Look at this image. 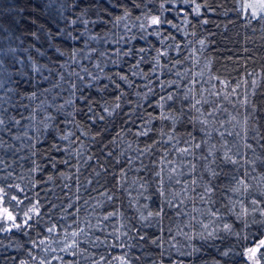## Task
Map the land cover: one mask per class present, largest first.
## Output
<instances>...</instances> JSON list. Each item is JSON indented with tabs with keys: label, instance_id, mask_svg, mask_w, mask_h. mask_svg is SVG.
<instances>
[{
	"label": "snow or ice",
	"instance_id": "1",
	"mask_svg": "<svg viewBox=\"0 0 264 264\" xmlns=\"http://www.w3.org/2000/svg\"><path fill=\"white\" fill-rule=\"evenodd\" d=\"M233 2L237 3L233 9L237 13L236 19L245 26L254 21L264 23V0ZM31 6H38L40 15L25 14L23 8H9L7 12L0 8V149H12L4 139L5 134L13 141L33 139L27 131H24L23 138L18 134L24 127L21 121L25 119L27 127L39 133L35 137L38 144L41 135H52V150L65 154L63 163L66 167H71V161L77 153L79 155L73 173L76 184L64 185L67 189L75 186L76 196L72 197L61 189L67 202L57 205L56 200L60 197L52 188L49 191L56 199L46 197L41 200L40 191L33 195L32 191L40 183L52 181L51 175L47 181L24 186L15 182L12 172L0 176V248L5 247V239L28 238L20 246L30 242V260L52 264L53 260L63 262V256L58 253L76 255L81 239L88 238L93 227L91 222L86 223V231L79 226L81 221L76 216L81 214L78 203L82 197L81 189L90 191L86 184H92L93 180L89 179L86 184L79 182L80 170L87 163L83 159L86 148L83 141L79 148H72L80 137L69 127L73 125L79 130L75 116L83 114L89 131L82 135L97 145L102 156L116 155L114 148L120 132L113 136L109 125L115 128L117 118L121 120V131L127 133L135 125V136L143 138L134 156L127 155L126 151L119 152L124 159L123 162L116 161L123 165L117 172L124 182L121 184L118 179L116 187L118 191L127 189L130 172L148 173L139 180V187L145 192L151 187L159 202L153 200L155 212L149 211L144 219L159 221L164 216H178V229L183 231L180 225L184 228L199 225L203 231L198 230V235L205 243L219 238V224L223 222L224 230L248 243L243 244L240 251L233 246L222 251L221 255L238 257L235 264H264V219H260L264 217V172H258L255 166L257 160L264 164V156L251 159L255 148L249 142L246 130L243 127L235 130L236 125L232 123L239 124L234 112L251 108L248 96L240 95L238 89L242 85L254 88L259 73L246 72V77L251 79L242 78L234 84L226 76L209 74L205 77L203 68L194 59L197 52L206 48L205 40L198 39L200 48L193 47L191 53L181 55V45L165 43L167 37L163 35L169 32L174 41L175 35L170 29L179 31L176 21L181 18L186 25H198L208 30L209 19L217 12L216 4L209 0H38V5ZM132 9L138 10L134 18ZM118 10L119 14H116ZM109 23L111 28H107ZM104 31L111 33L112 38L103 35ZM209 34L215 35L210 30ZM223 35L227 40L231 39L227 32ZM136 41L142 43L137 47L133 43ZM224 47L227 50V43ZM162 48L176 51L177 55L173 57L170 51H162ZM152 51L156 56L149 64V79L141 66L148 61ZM137 56L139 58L133 61L129 71L128 61ZM161 58H164V65H170L163 71ZM186 60H192V63L181 71L180 66ZM172 75L183 82V88L178 87L175 80L161 79V76ZM130 76L145 81L143 87L146 91H138L141 85ZM128 89L134 91L129 93ZM130 95H135L136 107L126 110V106L133 103L126 99ZM149 95L158 98L149 99ZM141 99L147 104L141 103ZM148 108L153 111L148 112ZM21 109L27 110L28 115L25 116ZM244 124H248L247 118ZM92 129L96 131L93 133ZM128 147L131 148V144ZM242 149L249 151L246 153ZM98 158L88 156V160ZM145 160L149 162L145 163ZM45 163L64 176L58 168L59 158L50 156ZM0 171H3L2 167ZM106 174L114 175L107 169ZM73 177L66 176L65 180ZM95 177H99L95 184L100 186L101 173L97 171ZM104 195L108 202L115 204V193L105 190ZM145 198L151 199L152 193ZM74 199L77 203H73ZM83 204L88 205V200H83ZM204 205L208 206L206 213L201 211ZM189 208L197 215L189 212ZM226 213H232L242 221L241 231L252 224L261 227L241 236L224 221ZM117 214L118 209L113 207L102 219L109 221ZM68 216H73L70 223L66 222ZM197 216L217 219L205 222ZM210 225L212 230H209ZM169 234L175 239L179 232L173 235L169 229ZM183 234L192 239L188 231ZM150 239L160 247L158 238ZM192 247L193 251H199V248ZM37 248L44 253L39 258L32 251ZM114 259L119 264H128L126 255ZM19 264H28V261L21 260Z\"/></svg>",
	"mask_w": 264,
	"mask_h": 264
},
{
	"label": "trees",
	"instance_id": "2",
	"mask_svg": "<svg viewBox=\"0 0 264 264\" xmlns=\"http://www.w3.org/2000/svg\"><path fill=\"white\" fill-rule=\"evenodd\" d=\"M209 2L216 4L217 12L214 16L210 17L208 30L198 25H186L183 22V18H181L176 21L180 30L170 29V32L175 35L174 41L169 32L163 33L167 37L165 43H179L182 48L180 54L187 55L191 53L193 47L200 48L197 42L198 39H204L206 48L202 52H197L194 59H197L199 67L203 68L205 77L209 74H216L221 76V78L226 76L234 84L236 80L247 78L246 72L259 73L256 76L257 85L254 88L249 85H242L238 89L240 95L248 96L251 101V108L248 111L241 108L238 113L234 112L233 114L237 115L239 124L236 121L232 122L236 125L235 130H239L241 127L246 130L249 142L255 148V155H252L251 159L256 160L257 157L264 156V147H262L264 145V23H256L254 21L252 25L245 26L241 20L236 19L237 13L233 9L237 7V3H234L233 0H219V3H216V0H209ZM31 5H38V0H0V8L5 12L9 8L13 10L23 8L25 9V14L40 15L38 6L32 7ZM158 7L159 5H157ZM137 11L136 9H132L133 18L137 14ZM116 14H119V10ZM172 15H175V13ZM229 17L232 19L230 20ZM128 22L131 23V21ZM216 25H219V27H216ZM111 27L112 25L109 23L107 28ZM21 30L23 31L24 29ZM209 30L215 35H210ZM224 32H227V36L231 38L230 40L224 37ZM192 33H195V35ZM102 34L108 36L109 39L112 38L111 33L107 31H104ZM210 41L211 43H209ZM133 43L138 47L142 42L136 41ZM225 43L228 45L227 50L224 47ZM184 45H188V47L184 48ZM161 50L170 51V55L173 57L177 55L176 51L170 49L162 48ZM154 56H156V52L152 51L148 56V61L141 66L145 76L149 79H151V73L148 71L149 64L152 62ZM138 58L137 56L128 61L129 71L133 61ZM189 63H192V60L183 61L180 70L183 71L187 68ZM161 65V71L170 66L164 65V58H161ZM130 78L136 80L137 84L141 85L137 89L138 91L141 93L146 91L143 87L145 81L134 76H130ZM161 79L167 81L175 80L177 81L178 87H184L183 82L179 81L175 75L167 77L161 76ZM247 79L250 80L251 78ZM153 85L155 86V81H153ZM127 91L132 93L134 90L128 89ZM156 91L159 93L160 89L157 87ZM157 98L149 95V99ZM233 98L238 99V97ZM126 99L133 101V103L126 106V110L127 108L136 107L135 95L127 96ZM111 102L114 103L115 101ZM141 103L146 105L147 101L141 99ZM253 108L255 109L254 111L252 110ZM229 109L231 110L230 105ZM21 111L24 112L25 116L28 115L27 110L21 109ZM152 111V108H148V112ZM156 111H159V109H156ZM245 118L248 119V124H244ZM75 119L80 125L79 130L73 125H69V127L73 128V131H75L76 136L80 137V140H77L72 145V148H79L80 142L83 141V145L86 148L83 159L87 161L80 170L79 182L86 184L89 179L93 180L92 184H86L90 191L81 189L82 197L78 201L81 214L76 216V219L81 221L79 226L84 227L86 231L88 230L86 227L87 222L90 221L93 227L89 231L88 238L81 239L76 255L58 253L60 256H63V262L53 260L52 264H73L74 261L75 264H95L97 261H99V264H119V261L114 258L121 255H126L128 264H217L218 261L219 264H235L236 260L239 259L238 257L234 255L224 257L221 255V252L229 250L233 246H235L237 251H240L242 250V245L248 243V241L238 240L236 235L229 234L223 229V222L219 224V238L205 243L198 235V230L200 232L203 231V229L199 228V225H197V228H191V225L188 228H184L183 225H180V228H183V231H180L177 227L180 219L178 216H164L159 221L151 218H143L149 211L155 212L153 200H157L151 187L148 188L147 192L139 187V180L146 177L148 175L147 172H130L127 178V189L117 190L116 181L120 179L117 169L123 165L122 163H116V161L119 159L123 162L124 159L119 156V152L126 151L127 155L134 156L140 141L143 140V138H137L135 136L134 133L137 130L135 125L127 133L120 130L121 120L119 118H117L115 128L109 125L111 134L115 136L116 132H120V137L117 138V143L114 148L116 155L107 157L100 154L97 145L92 144L87 136L82 135V133L89 131L85 123L86 117L83 114H77ZM137 123L139 124V121ZM156 123L159 124L160 121L157 120ZM21 124L24 127L19 130L18 134L23 138L24 131H27L29 136H33V139L31 141L27 139L13 141L5 134L4 139L12 145V149L9 150L7 147L0 149V157H2L0 167L3 168V171H0V176H3L6 172H12L15 182L24 186L30 183L37 184L40 181H47L49 175H51L52 181L49 184L40 183L32 191V194L34 195V192L40 191L41 200H44L46 197L56 199L49 191V188H52L57 196L60 197L56 200L57 205L66 203L67 197L63 195L61 189H63L64 193H68L72 197L76 196L75 186L67 189L64 188V185L65 183L76 184L73 173L76 172L77 159L79 158L78 153L76 158L71 161V167H66L63 163L65 154L63 152L56 153L52 150V135L47 133L41 135L39 137L41 143L38 144L35 137L39 133L27 127L28 121L26 119L22 120ZM13 131L16 132L17 130L13 129ZM91 131L94 133L96 129H92ZM254 136L256 138H253ZM59 143L67 144L66 141H59ZM129 144H131V148L128 147ZM109 146L112 147L111 144ZM242 150L246 153L249 151L248 149ZM89 155L99 158L96 160H88ZM50 156L59 158L60 163L58 164V168L64 172V176L59 175L56 169L45 163ZM148 162V160H145V163ZM137 164H139V161H137ZM89 165H92V167H89ZM255 166L258 172H264V164L259 160H257ZM33 169L37 170L33 171ZM39 169H43V171ZM106 169L108 173H114V175L106 174ZM97 171L103 177L100 186L95 184V180L99 178L95 177ZM66 176L73 178L65 180ZM123 182L120 179V183L122 184ZM105 190L109 193H115L116 199L114 205L106 200L104 195ZM149 193H152V198L146 199L145 197ZM85 199L88 200V205L83 204V200ZM158 202L159 200H157ZM73 203H77V201L74 199ZM113 207L118 209V214L112 220L104 221L102 219L103 215L107 211H111ZM207 207V205H204L201 211L206 213ZM67 211L71 212L72 209H67ZM188 211L192 212L194 216L197 215L191 208ZM75 215L73 213V216ZM73 216H68L66 222H72ZM197 219L208 222L209 220H216L217 218L207 217L206 219L203 216H197ZM248 219H251V217H248ZM260 219H264V217ZM224 221L230 224L233 231L240 232L241 236L246 235L249 231L255 232L258 227H261L260 225L252 224L249 228L241 231L243 229V223L232 213H226L224 215ZM233 221L235 222L233 223ZM185 222L187 223V221ZM73 226L75 227V225ZM169 229H171L173 235L179 232L178 235H175V239L169 234ZM209 230H212L211 225ZM184 231H188L192 239L189 240L185 237L183 234ZM141 236H144L145 239H140ZM33 237L35 238V233H33ZM96 237H99V239L97 240ZM151 237L158 238L160 247L151 243ZM27 239L11 241L5 239V247L0 248V264H19L21 260L28 261V264H38V260L31 261L28 257V250L31 249L30 242L25 246H20ZM112 245L116 246L112 247ZM192 246L199 248V251H193ZM32 251L38 258L44 255L40 251V248ZM12 257H15V259H12Z\"/></svg>",
	"mask_w": 264,
	"mask_h": 264
}]
</instances>
